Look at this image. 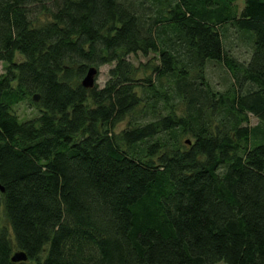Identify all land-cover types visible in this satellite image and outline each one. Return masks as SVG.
<instances>
[{
    "label": "trees",
    "instance_id": "trees-1",
    "mask_svg": "<svg viewBox=\"0 0 264 264\" xmlns=\"http://www.w3.org/2000/svg\"><path fill=\"white\" fill-rule=\"evenodd\" d=\"M0 62V264H264V0H0Z\"/></svg>",
    "mask_w": 264,
    "mask_h": 264
},
{
    "label": "rangeland",
    "instance_id": "rangeland-1",
    "mask_svg": "<svg viewBox=\"0 0 264 264\" xmlns=\"http://www.w3.org/2000/svg\"><path fill=\"white\" fill-rule=\"evenodd\" d=\"M243 2H236L237 12L239 13L243 8ZM43 21L48 20V16L45 15V19ZM220 29V33L222 35L224 48L227 53L233 57L237 62H247L250 58L252 52V37L250 34L241 32L231 25H224ZM253 36V35H252ZM154 54H149L147 57H143L138 55L136 57L130 56L129 59L134 63L135 66L139 67V73L137 75L138 79H143L149 75V72H146L143 67L139 66V64H146L147 62H153L155 60ZM18 61H24L22 56H18ZM112 66H102L98 69V74L94 78V86L98 88H102L101 84H105L108 79V71ZM5 73V66L2 62H0V76ZM207 78L212 88L217 92H224L228 90V88L232 85L233 81L228 70L221 64L217 63H209L207 65ZM98 81L100 83H98ZM13 112L20 118L21 122L29 121L38 116L39 110L30 104V101L23 102L14 107ZM249 126L254 127L259 125V120L257 117L252 114H248ZM128 119L123 122L118 123L115 126L114 132L116 134L120 133L127 126ZM264 128L258 130V132L252 137V146L264 144ZM189 139V138H188ZM184 138V140H188ZM4 198L0 191V231L2 228L10 229L8 221L5 216L4 210ZM11 231V230H10ZM217 264H225L224 262H219Z\"/></svg>",
    "mask_w": 264,
    "mask_h": 264
},
{
    "label": "water",
    "instance_id": "water-1",
    "mask_svg": "<svg viewBox=\"0 0 264 264\" xmlns=\"http://www.w3.org/2000/svg\"><path fill=\"white\" fill-rule=\"evenodd\" d=\"M97 72H98V70L96 68H94V67H92V68H90L88 70L87 75L82 80V86L84 88H86V89H92V88H94V80H95L94 78L96 77ZM34 100L36 102H39L40 97L38 95H36L34 97ZM186 143L187 144H190V141H186ZM0 191L2 193L5 192L4 188L1 185H0ZM12 260H13V262H21V261H25L26 262L27 261V256L24 253H17V254L14 255V257L12 258Z\"/></svg>",
    "mask_w": 264,
    "mask_h": 264
},
{
    "label": "clouds",
    "instance_id": "clouds-1",
    "mask_svg": "<svg viewBox=\"0 0 264 264\" xmlns=\"http://www.w3.org/2000/svg\"><path fill=\"white\" fill-rule=\"evenodd\" d=\"M98 83H100V82L98 81ZM101 87H103V84H101Z\"/></svg>",
    "mask_w": 264,
    "mask_h": 264
}]
</instances>
